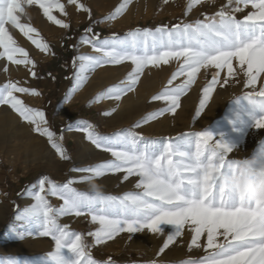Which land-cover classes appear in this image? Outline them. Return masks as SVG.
Listing matches in <instances>:
<instances>
[{
    "label": "snow or ice",
    "instance_id": "obj_1",
    "mask_svg": "<svg viewBox=\"0 0 264 264\" xmlns=\"http://www.w3.org/2000/svg\"><path fill=\"white\" fill-rule=\"evenodd\" d=\"M129 2L125 0L106 19H116ZM202 2L189 0L185 15ZM233 3L234 0H227L219 11L203 20L155 29L137 27L123 36L113 33L100 38L98 33H93L91 25L85 29L73 48L87 45L95 54L73 57V88L79 87L92 70L103 65H122L126 61L130 62L131 71L119 84L101 93L102 97L120 100L135 88L146 68L166 65L173 60L182 63L168 85H172L177 76L186 79L154 95L153 101H164L167 107L143 117L132 128L100 135L87 121H79L76 125V130L82 132L88 142L110 153L113 159L71 171L86 173L80 180L88 183L109 173H124L123 181L129 177L138 178L135 188L139 191L121 197L106 196L95 183L91 192H83L73 187L72 179L58 184L47 176L40 177L33 185L38 190L28 193L33 204L17 211L8 232L15 239L48 237L53 249L38 262L6 256L0 257V264H100L92 257L82 235L71 231L68 224L60 223V218L69 215L90 216L91 222L98 227L87 235L93 237L97 245L120 233H128L132 239L145 230L164 237L156 252L159 259H150L145 264H166L162 254L170 246L179 244L178 238L183 237L186 230L190 235L187 248L190 251L203 249L204 254L199 259H185L181 264H264V204L241 200L220 183V176L231 173L238 163L239 158H230L234 146L223 135L215 137L207 131L156 139L134 130L165 112L175 113L180 107L181 96L194 82L196 74L202 68L211 67L216 71L202 89L193 119L200 117L217 84L223 88L234 75V62L246 78L244 87L252 89L235 101L238 105L236 118L251 116L253 127L264 129V85L256 90L257 81L264 78V0H235L236 6L231 7ZM67 4L91 16L90 9L80 0H67ZM33 5L51 24L69 29V23L54 15L57 12L68 15L61 0H0V59L23 66L37 78L36 62L18 44L9 27L18 30L39 52L51 53L49 44L37 29L21 22L28 6ZM249 6L252 10L238 19L235 14ZM225 69L227 75L221 83V71ZM18 93L40 95L35 89L21 86L19 81L8 80L0 84V105L8 106L32 126L33 132L46 136L60 160H69L60 142L63 137H57L44 126L48 124L45 112L29 107ZM241 101L245 104L241 105ZM261 155H264V146L253 156ZM49 195L59 198L62 204L53 207L46 198ZM18 227L23 230L18 231ZM202 237L206 240L202 241ZM104 264L115 262L109 259Z\"/></svg>",
    "mask_w": 264,
    "mask_h": 264
},
{
    "label": "rangeland",
    "instance_id": "obj_2",
    "mask_svg": "<svg viewBox=\"0 0 264 264\" xmlns=\"http://www.w3.org/2000/svg\"><path fill=\"white\" fill-rule=\"evenodd\" d=\"M61 3L65 4L68 15L62 16L58 12V15L56 13L54 15L58 19H63L66 23H69V29H60L58 26L51 24V22L44 27L41 26L30 15L32 6H28L24 17L21 16V22L35 27L41 38L49 44L51 53L46 57L47 59L37 57L38 54L35 52H39V50L35 49L16 30L15 39L18 44L24 47L29 52L30 57L36 62L34 70L37 72V78H33L23 66H17L20 68H16V65H11L10 62L0 59L3 67V71L0 74V84L8 80L19 81L21 86L35 89L40 93L39 96L19 93L17 95L29 107L45 112L48 124L44 126L53 131L57 137H63L60 142L70 157L67 161H62L59 157L48 161V152L51 150L55 151L48 144L47 137L33 132L32 126L22 121L8 106L0 105V121L2 122V124L0 122V256L5 254L2 248L10 246L21 249L20 255L33 254V257H40L53 249V242L48 237L15 239L8 232V226L13 222L17 211L30 206L26 195L28 191L38 190V188H33V185H36L40 177L47 176L58 184H63L72 179L74 181L73 187L77 190L91 192L90 186L87 185L88 183L86 184L87 181L80 180L81 176L87 174L74 172L71 169L93 166L113 159L111 154L108 155L107 152L97 149L87 140L86 148H82L81 139L73 137L70 132L79 121H87L92 124L100 135H112L120 130L132 128L143 117L165 108L166 102L152 100L154 95L160 94L166 88H174L182 84L186 79L185 76H177L173 80L172 85L167 83L172 78V74L178 70L182 61L173 60L166 65L161 64L158 67L149 66L141 75L135 88L131 92L122 95L120 100L117 101L106 97L102 99H105L108 104L117 103V106L131 107L134 114L139 113L137 118L131 122L114 123L115 120H111L108 117L107 108L101 105L97 99L102 97L101 93L108 87L117 85L124 80L127 73L131 71V65L127 61L122 65H103L87 73L84 82L79 87L73 88V57L80 54H95L91 48L82 49L81 44L73 48V45H77L79 38L85 34V29L91 25L93 33H98L100 38H104L113 33L123 36L129 30L137 27L142 28L144 24H148L150 29H155L157 26L162 25L171 27L181 22L192 23L198 19L203 20L205 16H213L219 11L221 6L227 3V0H215L214 3L209 2V0H203L201 4L193 7L188 12V15H185V11L189 0H167V3L164 0H130L126 9L117 15L114 20L106 18L121 3H125V0H85L84 4L90 9L91 16L88 13L76 11L74 5L67 4V0H61ZM235 6L234 0L231 7ZM240 7L243 8L244 6L241 4ZM251 10L249 6L235 15L238 19H242ZM5 67H7V71H4ZM215 71L216 69L211 67L208 69L202 68L196 74L194 82L180 98V101L189 104L186 109L188 111L187 126H189V129L186 133L194 134L200 131H207L215 137H219L211 130L215 131L217 127H222L224 131L226 130L223 133V136H226L224 139L230 145L236 147L247 145L253 136L260 134L258 142L251 147L248 155L245 154V151H241L236 147L233 149L234 153L230 154V158L252 156L264 144V129L254 128L251 116L241 115L239 119L235 117L238 111L235 110L236 108L238 109L235 101L241 97L242 93L252 90L244 87L246 78L235 62L234 75L228 78L229 82L223 88L217 84L201 116L193 119L202 89L211 80ZM226 75V69L221 71V83H223V78ZM262 85H264V78L257 81L256 90L258 91ZM70 94L73 97L71 96V102H68ZM66 96L67 100H65ZM135 98H139V100H135ZM127 102L131 104L129 105ZM240 104L244 105L245 102L241 101ZM109 110H112V107L109 106ZM178 113V111L175 113L165 112L154 120H148L147 123L134 130L142 135L144 134L143 136L158 139L160 135L156 133L159 129L156 128V126L158 127L157 124L173 122L170 117H174ZM6 151H12L17 160L14 162L8 161ZM40 157L44 158L29 163L26 169L23 167L22 162L24 160ZM75 174L76 176H74ZM123 176L124 173H109L102 179L113 178L115 184L121 185ZM102 179L101 177L94 178L92 182L96 183ZM100 191L106 196L112 195L109 188L100 189ZM137 191L139 189L135 188L133 190V192ZM46 198L53 207H59L62 204V201L57 197L49 195ZM60 223L68 224L71 231L82 235L85 243L89 246L92 257L99 261L100 264H104L109 259L114 261L115 264H145L150 259H159L156 257V252L162 246L164 237L157 234L148 233L145 230L143 233L135 234L132 239H129L128 233H120L112 240H107L97 245L94 238L87 235L88 232L95 231L98 227L89 222L88 216L75 217L69 215L60 218ZM17 230L22 231L23 229L18 227ZM183 237H185L186 242L181 251V256H178V244L170 246V249L166 250L165 254H162L166 264H181L185 259H199L204 254L203 249L190 251L187 248V244L190 242V235L187 230ZM137 239H141L149 247H135ZM201 239L204 241L206 237Z\"/></svg>",
    "mask_w": 264,
    "mask_h": 264
},
{
    "label": "bare ground",
    "instance_id": "obj_3",
    "mask_svg": "<svg viewBox=\"0 0 264 264\" xmlns=\"http://www.w3.org/2000/svg\"><path fill=\"white\" fill-rule=\"evenodd\" d=\"M82 2L84 3L85 0H82ZM251 8V7H250ZM58 15V13H56ZM30 15L32 17V19H35V21H37L41 26H46L48 24H50L49 21H47V19L45 17H43V14L42 12L38 9L37 6L33 5L32 8H31V11H30ZM22 17H24V15H22ZM21 17V18H22ZM10 27V31L12 32L14 38H16V29H12L11 26ZM82 45V49H90L89 46L87 45ZM36 54H38L37 57H41V58H46L49 56V54H45V53H40V52H35ZM47 59V58H46ZM16 68H20V67H17L15 66ZM2 65H1V62H0V74L1 72L3 71L2 70ZM153 84V83H152ZM72 91V90H71ZM71 94L68 98V102H71ZM73 97V96H72ZM104 97H99L97 99V101L105 106L107 108V113H108V117L115 120L114 123H117V124H123L125 122H131L133 121L134 119L137 118V116L139 115V113H136L134 114L133 110L131 109V107H121V106H117V103H110L108 104V102L104 99L102 100ZM135 100H139L135 98ZM138 102V101H137ZM129 104V102H127ZM131 104V103H130ZM129 104V105H130ZM189 104H187L186 102H182L180 101V107L177 108L176 111H178L179 113L174 116V117H170V120L173 121V122H168V123H164V124H157L158 127L156 126V128H159L158 131L156 132L158 135H160V137L158 139H163V138H172V137H176L178 135H182L184 133H186V131L189 129V126H187V117H188V111L186 110L187 107H188ZM109 106L112 107V110H109ZM124 106V105H123ZM128 106V105H127ZM167 106V105H166ZM165 106V107H166ZM235 108V107H234ZM233 109V108H232ZM136 110V109H135ZM231 110V109H230ZM229 110V112H230ZM236 111L238 110L237 108L235 109ZM234 112V111H233ZM229 114V113H228ZM232 116V115H231ZM236 117V116H235ZM167 118V117H166ZM244 118V117H243ZM228 119V118H227ZM235 119V118H234ZM248 119V118H247ZM113 120V121H114ZM165 120V118H164ZM243 120V119H242ZM1 122V121H0ZM2 124V122H1ZM4 124V123H3ZM202 124V122H201ZM241 124V123H240ZM116 125V124H115ZM193 126V125H192ZM213 126V125H212ZM207 127V126H206ZM205 127V128H206ZM217 127V126H216ZM1 128V126H0ZM3 128V127H2ZM215 128V127H214ZM194 129V128H193ZM2 130V129H1ZM191 130V129H190ZM207 130V129H206ZM196 131V130H195ZM214 132V134L216 136H220V135H223V133L226 131H224V128L222 127H217V129L214 131V130H211ZM228 131H230L228 129ZM3 132V131H2ZM71 132V135L73 137H76L78 139H81V144H82V148H86V145H87V142H86V139H85V136L82 132L80 131H77L76 130V126L70 131ZM148 133V132H147ZM144 135V134H143ZM146 137V136H145ZM149 138V137H148ZM226 138V136L224 137ZM232 138V137H231ZM260 138V134L258 135H255L253 136V138L249 141V143H247V145H242L240 147H236L237 149L239 150H243L245 151V154H249L250 153V150H251V147L253 145H255L258 140ZM228 139V138H227ZM235 142V140H233ZM248 142V141H247ZM231 143V142H230ZM260 144V143H259ZM264 146V144L262 145ZM241 148V149H240ZM193 149H194V145H193ZM255 150V149H254ZM0 152H1V146H0ZM102 153V152H101ZM110 153H108L109 155ZM244 154V155H245ZM48 157H47V160L49 161H52V159H58V156H56L55 152H53L52 150L50 152H48ZM102 155V154H101ZM107 155V154H106ZM237 155L240 156V154L237 153ZM235 156V155H234ZM241 156H242V153H241ZM101 157V156H100ZM104 157V156H103ZM6 158L8 159V161L10 162H14L15 160H17V157L14 155V153L12 151H6ZM41 158H44V157H40V158H33V159H30V160H24L22 163H23V167L26 169L28 164L29 163H33V162H36L37 159H41ZM46 162V161H45ZM108 175V174H107ZM76 176V174L74 175ZM79 177V176H78ZM82 177V176H81ZM80 177V178H81ZM102 179V177H101ZM138 178H129L127 181H123L122 180V183L121 185H117L114 183V179L113 178H105V179H102L101 181L99 182H96L95 184H97L98 186H100V189H107L109 188V191L112 192V195L111 196H115V197H121L122 195L126 194V193H129V192H133V190H135V184L137 182ZM82 184H85L84 182H81ZM88 182H86L87 184ZM88 186H90V184L88 183L87 184ZM128 188V190H127ZM129 189H131V191H129ZM108 191V190H107ZM29 193V191H28ZM27 193L26 195V199H27V202L28 204L31 206L33 204V198L31 195H29ZM3 212V211H2ZM88 220L91 224H93L91 222V219H90V216H88ZM95 225V224H93ZM95 226H98V225H95ZM181 242L178 244V247H179V254L178 256H181V251L183 249V246L186 242L185 240V237H181V238H178ZM3 243V242H2ZM11 245V244H10ZM16 246V245H15ZM21 246V245H20ZM146 247H149L148 245H145L141 239H137L136 241V246L137 248H145ZM18 247V245H17ZM1 249V248H0ZM3 251H5V254L0 256V257H6V256H11V257H15L17 259H20V260H28L30 262H38L42 257H44L45 255L43 254L42 256L40 257H33V254L32 255H20V250L21 249H17L13 246H10V247H3L2 248ZM39 252V251H38ZM28 253V252H26Z\"/></svg>",
    "mask_w": 264,
    "mask_h": 264
},
{
    "label": "clouds",
    "instance_id": "obj_4",
    "mask_svg": "<svg viewBox=\"0 0 264 264\" xmlns=\"http://www.w3.org/2000/svg\"><path fill=\"white\" fill-rule=\"evenodd\" d=\"M220 183L241 200L264 204V155L239 158L231 173L220 176Z\"/></svg>",
    "mask_w": 264,
    "mask_h": 264
},
{
    "label": "trees",
    "instance_id": "obj_5",
    "mask_svg": "<svg viewBox=\"0 0 264 264\" xmlns=\"http://www.w3.org/2000/svg\"><path fill=\"white\" fill-rule=\"evenodd\" d=\"M148 27H149L148 24H144V25H142V28H148Z\"/></svg>",
    "mask_w": 264,
    "mask_h": 264
}]
</instances>
